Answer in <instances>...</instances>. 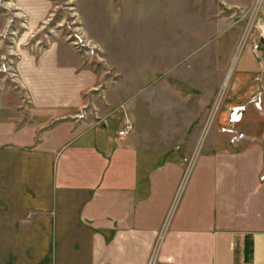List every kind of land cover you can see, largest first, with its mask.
Listing matches in <instances>:
<instances>
[{"label":"crops","instance_id":"obj_1","mask_svg":"<svg viewBox=\"0 0 264 264\" xmlns=\"http://www.w3.org/2000/svg\"><path fill=\"white\" fill-rule=\"evenodd\" d=\"M255 46L235 58L240 83L230 89L245 87L233 101L226 94L219 121L239 110L237 125L251 108L259 121L233 126L245 135L236 141L213 130L176 202L181 131L139 123L120 138L112 101L95 99L99 124L82 113L95 79L69 47L21 59L31 120L16 131L0 124L13 146L0 156V264H264V43Z\"/></svg>","mask_w":264,"mask_h":264},{"label":"rangeland","instance_id":"obj_2","mask_svg":"<svg viewBox=\"0 0 264 264\" xmlns=\"http://www.w3.org/2000/svg\"><path fill=\"white\" fill-rule=\"evenodd\" d=\"M262 32L264 0H0V124L6 128L11 121L16 131L31 120L18 83L21 59L67 46L76 53L80 71L95 79L82 94L112 101L114 116H123L118 131L132 123L120 138L139 123L141 130L151 125L181 131L177 141L184 147V177L176 202L196 152L213 130L227 132L229 141L245 137L233 128L232 117L241 111L232 110L223 124L220 108L226 94V101L240 94L242 86L229 85L240 83L235 58L250 41L259 51ZM96 100L80 108L84 114L93 110L88 115L98 123ZM250 110L238 128L248 130L259 121ZM133 112L140 122H133ZM197 128L198 142L188 149ZM10 136L6 129L0 132V156L10 154L13 146L4 142Z\"/></svg>","mask_w":264,"mask_h":264},{"label":"built area","instance_id":"obj_3","mask_svg":"<svg viewBox=\"0 0 264 264\" xmlns=\"http://www.w3.org/2000/svg\"><path fill=\"white\" fill-rule=\"evenodd\" d=\"M260 26H263V22L262 21H260ZM261 37H262V39L264 40V32H262L261 33ZM256 47V46H255ZM131 127H132V123H128V122H126V126L125 127H123V128H121L119 131H118V136L119 137H123V136H125V134L128 132V130L129 129H131ZM129 128V129H128ZM152 262H153V258H151L150 259V261H149V264H152Z\"/></svg>","mask_w":264,"mask_h":264}]
</instances>
